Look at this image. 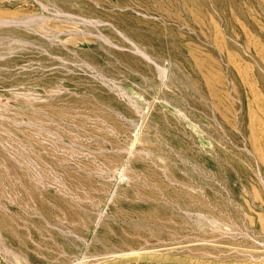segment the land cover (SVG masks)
<instances>
[{
  "label": "rangeland",
  "instance_id": "rangeland-1",
  "mask_svg": "<svg viewBox=\"0 0 264 264\" xmlns=\"http://www.w3.org/2000/svg\"><path fill=\"white\" fill-rule=\"evenodd\" d=\"M0 264H264V0H0Z\"/></svg>",
  "mask_w": 264,
  "mask_h": 264
},
{
  "label": "bare ground",
  "instance_id": "bare-ground-1",
  "mask_svg": "<svg viewBox=\"0 0 264 264\" xmlns=\"http://www.w3.org/2000/svg\"><path fill=\"white\" fill-rule=\"evenodd\" d=\"M141 53V52H140ZM146 56V55H145ZM144 57V56H143ZM148 59V58H147Z\"/></svg>",
  "mask_w": 264,
  "mask_h": 264
}]
</instances>
